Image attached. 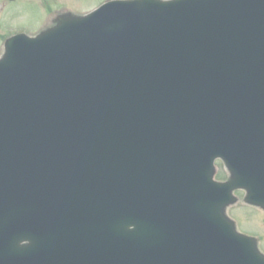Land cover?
Listing matches in <instances>:
<instances>
[{
	"label": "water",
	"instance_id": "water-1",
	"mask_svg": "<svg viewBox=\"0 0 264 264\" xmlns=\"http://www.w3.org/2000/svg\"><path fill=\"white\" fill-rule=\"evenodd\" d=\"M54 23L0 57L9 256L264 264L226 215L236 190L264 211V0L113 2Z\"/></svg>",
	"mask_w": 264,
	"mask_h": 264
},
{
	"label": "flooded vegetation",
	"instance_id": "flooded-vegetation-1",
	"mask_svg": "<svg viewBox=\"0 0 264 264\" xmlns=\"http://www.w3.org/2000/svg\"><path fill=\"white\" fill-rule=\"evenodd\" d=\"M6 1V2H5ZM1 0L0 43L18 33L36 34L46 22L65 12L88 13L108 1L114 0ZM29 15L31 22L25 27L9 25L10 20ZM27 17V18H28ZM34 23V25H33ZM50 23V22H49ZM48 24V23H47ZM0 264H26L25 261L3 260Z\"/></svg>",
	"mask_w": 264,
	"mask_h": 264
},
{
	"label": "rangeland",
	"instance_id": "rangeland-1",
	"mask_svg": "<svg viewBox=\"0 0 264 264\" xmlns=\"http://www.w3.org/2000/svg\"><path fill=\"white\" fill-rule=\"evenodd\" d=\"M28 16V14L27 16L23 17L19 16L13 20H10L8 24L14 27H25L27 26L26 23L31 22ZM1 51L2 44L0 43V53ZM219 171L220 169L218 168L217 172ZM230 216L235 220L237 219V222L239 224L238 228L242 230V232L254 235L255 237L259 238V247L260 250L264 253V214L258 210L247 208L239 203L235 207L230 209Z\"/></svg>",
	"mask_w": 264,
	"mask_h": 264
}]
</instances>
